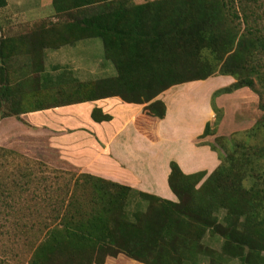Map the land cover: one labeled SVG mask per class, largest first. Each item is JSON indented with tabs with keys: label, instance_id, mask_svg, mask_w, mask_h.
I'll use <instances>...</instances> for the list:
<instances>
[{
	"label": "trees",
	"instance_id": "trees-1",
	"mask_svg": "<svg viewBox=\"0 0 264 264\" xmlns=\"http://www.w3.org/2000/svg\"><path fill=\"white\" fill-rule=\"evenodd\" d=\"M8 0H0V10ZM54 16L8 33L0 19V122L30 112L118 97L144 104L155 130L158 98L183 83L230 76L216 99L249 88L261 117L208 174L170 162L176 200L80 173L37 176L35 162L0 147V264H264V0H52ZM21 29V28H20ZM102 40L111 77L82 81L66 67L45 73L46 49ZM95 122L113 116L94 107ZM208 122L199 138L215 135ZM150 136L154 138L153 132ZM146 209L128 212L131 195ZM141 205V204H140ZM210 235L222 241L215 248ZM136 262V263H134Z\"/></svg>",
	"mask_w": 264,
	"mask_h": 264
},
{
	"label": "crops",
	"instance_id": "crops-1",
	"mask_svg": "<svg viewBox=\"0 0 264 264\" xmlns=\"http://www.w3.org/2000/svg\"><path fill=\"white\" fill-rule=\"evenodd\" d=\"M79 42L80 41L72 44L74 45L73 48H71L72 45H65L63 46L65 48L46 49V51H60L66 48L70 50L67 52L66 57H61V59L54 62L52 66L51 64H47L48 58L45 54V73L55 74L59 67L64 66L71 69L82 81L114 76L105 75V69L109 67L107 64L101 61L90 63L92 59L85 55L88 54V51H85V47L82 48V46H79ZM78 52L83 53L84 55L79 56L77 55ZM90 64L94 65L90 66ZM229 81L230 84L233 83L231 78ZM212 91L213 88L210 90V93H212ZM210 93L207 103L202 102L201 105L198 100L195 102L193 101L197 96L196 91L188 90L186 93H181L179 95L174 93V109L162 99V93L158 98L166 103L167 113L164 119L156 121L154 124L155 130H151L149 126L144 124L145 122L146 124L148 123L144 116H142L145 107L144 104L127 103L118 97L67 105L36 112L69 109L71 113L68 116L71 118L84 116L85 120L83 121V124L82 120L79 121V119H77L78 122L75 123V126L65 127L63 132L65 135L63 140L64 148L67 152L68 160L73 165L79 167L81 173H90L107 180L128 185L135 190L147 191L166 199L176 200L175 194L168 185V176L171 171L170 162L172 160L178 162L186 174L198 171H206L210 174L220 164L218 153L213 151L209 145V143L213 142L211 136L199 138V136L203 134L206 124L208 122H211L212 124L214 118V110L210 105ZM194 104H197V108ZM83 106H86L84 109V113L86 114L81 113L79 110L72 109L73 107ZM116 106L121 110V114L114 113L113 110ZM94 107H100L105 113L111 114L113 119L102 123L95 122L91 117ZM188 108H194L198 111V114L195 116L197 119H192L194 120L192 121V126L194 127L192 128L190 123V126L183 129L184 132H182V130L179 131L180 133H183L184 137L180 139L179 137L181 134L179 133L177 140H175L172 135L173 141L176 142L170 143L169 140H166L164 126L167 128L172 127L174 124L176 126L175 118L180 116V114ZM65 124L66 123H64V125ZM49 130L51 131V129ZM151 132H153L154 138L150 136ZM126 133L129 134V139L123 136ZM160 140L161 144H159ZM152 141H158L155 143L157 148L159 145H165L164 147L167 149V156L160 154L157 151L156 154L149 159L150 155L147 156L144 154V148L147 149L152 146L154 144ZM164 142L166 143L163 144ZM76 145L79 146L76 147ZM92 149H94V151ZM87 153L90 155L85 156ZM141 157L148 159L147 161H143L146 163V167L140 168L141 170L133 169L134 159Z\"/></svg>",
	"mask_w": 264,
	"mask_h": 264
},
{
	"label": "rangeland",
	"instance_id": "rangeland-1",
	"mask_svg": "<svg viewBox=\"0 0 264 264\" xmlns=\"http://www.w3.org/2000/svg\"><path fill=\"white\" fill-rule=\"evenodd\" d=\"M149 0H135L136 3H143ZM54 16V9L52 6V0H8V5L6 8L0 10V19L2 20L5 30L8 33L14 31H24L27 28L31 27L41 19L52 18ZM21 28V29H20ZM79 46L85 47L89 56L91 58L90 63L95 61H101L107 64L109 67L105 69V75L111 76L116 74L115 67L112 63L105 59L104 49L102 40L99 38H91L80 41ZM72 45L71 48H73ZM65 48V47H63ZM70 49L62 50H44L47 55V64H52L58 60L67 56V52ZM83 50V49H82ZM80 50V51H82ZM90 50V52H89ZM77 55L82 56L83 53L78 52ZM94 65V64H90ZM48 67V66H47ZM103 75V74H101ZM99 75V76H101ZM230 78L235 81L234 78L230 76H213L207 80L202 81H193L188 83H183L171 87L168 91L164 92L162 99L174 109L175 104L173 101V94L177 95L181 93H186L188 90L196 91L197 96L193 101H199L200 105L202 102L207 103L210 90L213 88L210 96L219 88L230 85ZM175 95V94H174ZM198 97V98H197ZM259 97L258 95L249 88H242L231 94H224L220 97H217L216 104L222 110L221 112V121L219 125L214 126L216 114L214 112V118L212 120V127H216L215 135H210L213 142L219 148V151L222 154H226L227 151L231 150L232 143L228 142L226 147H223L220 142L216 141L215 138L218 136H224L227 138L239 139L240 134L250 129L255 122L261 117L262 111L259 108ZM197 108V104H194ZM211 105V98H210ZM174 106V107H173ZM212 106V105H211ZM83 107H73V110H79L81 113H84ZM195 108V107H194ZM194 108H188L186 111L182 112L180 116L175 118V124L167 128L164 126V132L166 133V140L169 142L173 141L174 136L177 140L179 136V131L185 129L186 127L193 125L196 114ZM58 111H49V112H31L25 113L17 117H8L3 119L0 124V147L12 151L17 162L18 160L23 161L24 163L28 160L35 162V169L38 170L37 176L43 175L50 179L58 178V176H63L66 178H72L73 174H80L81 171L79 167L73 165L67 157V152L64 148V138L63 134L65 127L75 126V123L82 120H85L84 116H78V118H71L69 109H57ZM132 110V109H131ZM115 114H121V110L116 108L113 110ZM80 113V114H81ZM86 114V113H84ZM126 116V115H125ZM77 117V116H76ZM91 118V117H90ZM64 123H66L64 125ZM194 126H192L193 128ZM191 128V127H190ZM51 129V131L49 130ZM176 134V137H175ZM178 134V135H177ZM180 139L184 137L183 133H180ZM125 138L129 139V134L123 135ZM188 136V135H187ZM80 137V136H79ZM187 138V137H185ZM60 140V141H59ZM165 140V139H164ZM154 142V141H152ZM158 142V141H156ZM149 148H144V154L150 155L151 159L154 154L158 151L160 154L167 156V149L165 145H159L158 148L155 143ZM164 142L163 144H165ZM161 144V140L159 141ZM79 145H76L78 147ZM135 147V145L133 144ZM94 151V149H92ZM143 154V155H144ZM90 155L87 153L85 156ZM144 155V156H145ZM146 157V156H145ZM143 157V158H145ZM136 158L134 159L133 169L141 170L140 168H145L147 161L145 158ZM138 192L139 190H135ZM137 194H133L130 197L128 204V212L133 218V212L140 209V211L146 209L147 203L141 201L142 199ZM141 204V205H140ZM205 242L212 245L215 248H220L222 241L219 238L211 237L207 235L205 237ZM205 264V263H204ZM232 264H239L238 261H232Z\"/></svg>",
	"mask_w": 264,
	"mask_h": 264
}]
</instances>
